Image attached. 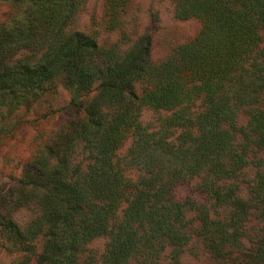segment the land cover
<instances>
[{"label": "trees", "instance_id": "obj_1", "mask_svg": "<svg viewBox=\"0 0 264 264\" xmlns=\"http://www.w3.org/2000/svg\"><path fill=\"white\" fill-rule=\"evenodd\" d=\"M128 1L108 0L111 29ZM175 1L177 18L202 27L156 64L154 27L125 49L104 48L69 29L85 0H13L24 8L0 22V104L43 105L50 117L58 87L70 93L68 117L16 185L0 190V248L16 264H92L83 253L102 235V264H187L193 237L218 259L264 264V0ZM143 107L169 114L149 129ZM242 112L248 121L238 126ZM249 165L255 181L244 200L235 180ZM194 177L210 207L174 199ZM28 205L34 217L20 226L12 211ZM252 210L262 223L256 240L246 231Z\"/></svg>", "mask_w": 264, "mask_h": 264}, {"label": "rangeland", "instance_id": "obj_2", "mask_svg": "<svg viewBox=\"0 0 264 264\" xmlns=\"http://www.w3.org/2000/svg\"><path fill=\"white\" fill-rule=\"evenodd\" d=\"M175 0H129L124 11L119 15L116 28L109 27L108 0H85L81 10L70 24V30H77L89 34L97 40L101 47L108 48L119 45L127 48L132 45L149 27L153 30V45L151 58L156 64L164 61L180 45L192 41L200 32L202 23L196 18L181 20L176 17ZM24 6L13 4V0H0V22L8 21L11 17L19 15ZM55 97L56 112L50 116H44L48 111L43 105L14 110L7 104H0V190H7L16 185V180L21 176L22 165L36 151L40 150L57 132L62 122L68 117L67 106L70 101V93L63 86L57 89ZM169 113L158 112L149 107H143L140 111L139 121L149 129H156L159 122ZM247 112H242L238 118V126L246 125ZM132 138L128 136L120 144L117 155L124 158ZM255 167L249 165L235 180L238 186V195L244 200L249 199L250 188L255 181ZM127 175L137 178L138 171L128 169ZM201 179L190 178L178 184L174 191V199L182 201L191 199L197 204L210 207L211 202L200 189ZM129 194V198H130ZM127 200L121 204L118 214L127 205ZM13 218L20 226L26 225L33 217L34 211L31 205L14 209ZM195 228L199 227L195 214L188 213ZM262 223L258 212L251 211L246 231L251 237L258 239L261 234ZM109 242L108 235L94 238L87 245L82 259L89 260L92 264H102V254ZM38 250L42 247V239L38 242ZM246 249L250 244H245ZM168 253V252H166ZM233 253L229 258L218 259L214 257L197 237H193L185 247L182 261L187 264H234ZM18 256L7 253L0 248V264H16Z\"/></svg>", "mask_w": 264, "mask_h": 264}]
</instances>
